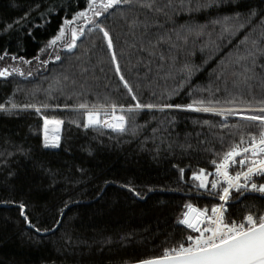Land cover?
Segmentation results:
<instances>
[{
  "label": "trees",
  "instance_id": "1",
  "mask_svg": "<svg viewBox=\"0 0 264 264\" xmlns=\"http://www.w3.org/2000/svg\"><path fill=\"white\" fill-rule=\"evenodd\" d=\"M154 3L167 16L140 7L133 0L127 19L119 12L109 17L106 23L114 38L115 51L125 77L145 103L155 102L162 93L168 95L176 89L184 77L180 71L184 63L197 67L189 84L168 100L187 104L199 96V92L190 95V87L217 83L216 73L231 63L237 45L243 50L240 42L245 32L241 30L230 40L221 37V25L214 21L228 14L227 8L182 12L168 7L169 0H154ZM36 4L41 5L38 11L56 5L57 11L46 17L50 22L38 19ZM85 4L86 0H0V25L22 17L29 9L42 25L31 34L27 28L0 33V53L8 49L27 58L36 56L56 33L65 15L70 17ZM134 20L147 22L148 28L143 23L130 26L129 21ZM156 20L163 27L153 23ZM180 25H191L196 31L203 26V31L197 36L195 31L188 33ZM173 28L187 35V41L177 40L175 32H170L172 40L181 47L170 51L167 42L157 45L158 35ZM160 53L164 54V60L160 59ZM62 56L63 63L53 62L27 81L20 77L0 78V102L19 88L16 99L22 103L35 99L63 105L85 100L101 102L106 98L108 102L134 103L114 72L99 33L94 38L85 37L72 54L62 53ZM171 56L176 60H171ZM6 63L14 62L0 61V67ZM260 64H264V58L258 60V77L251 87L242 83L238 86L249 99L253 96L264 99V76L259 75L264 69ZM57 73H67L70 77L64 81L63 95L56 91L49 98L41 91L35 97L26 96L36 86L47 89ZM218 83L222 90L234 89L230 72ZM45 114L65 121L59 147L43 146V120L34 111L0 114V151L5 152L0 161H7L0 163V264H130L160 254L163 247L173 242L174 235L180 238L173 223L188 198L187 186L178 181L179 173L173 165H191L192 169L210 167L211 150H221V137H226L228 132L219 127V116L190 110L171 109L164 113L143 110L136 117V124L142 127L135 135L131 131L117 135L111 130L101 134L92 128L84 129L70 122L77 117L83 121V114L64 108L49 109ZM205 120L210 123H203ZM236 122V118L228 121ZM153 128L159 129L155 140ZM161 133L165 139L157 155ZM9 151L12 156H7ZM190 171L186 176H190ZM129 182L142 192L147 191L146 186L156 190L139 199L122 187ZM69 199L72 203L64 210L63 224L47 234L27 228L18 206L12 203L23 200L33 223L52 228L60 218L59 210ZM212 202L208 197L199 199L200 206H210ZM247 202L257 207L264 205L258 198H249ZM243 203L234 202L233 211H239Z\"/></svg>",
  "mask_w": 264,
  "mask_h": 264
},
{
  "label": "snow or ice",
  "instance_id": "2",
  "mask_svg": "<svg viewBox=\"0 0 264 264\" xmlns=\"http://www.w3.org/2000/svg\"><path fill=\"white\" fill-rule=\"evenodd\" d=\"M137 3L140 7L167 16V12L157 7L154 0H137ZM133 6V0H86L83 8L73 12L70 17L65 15L56 33L48 39L44 47L39 49L36 56L27 58L9 52L8 49L0 53V61L9 59L14 62L0 67V78L20 77L25 81L34 78L40 75L42 70H46L51 63H63L62 53L72 54L85 37L94 38L95 34L99 33L116 76L134 103H117L114 100L108 102L107 98L101 102L85 100L76 104L66 102L63 105L39 102L35 99L22 103L16 99V93L20 91L17 88L4 102H0V114L11 115L34 111L43 120L41 131L45 148L59 147L60 129L65 123L63 118L45 114L49 109L64 108L73 113H82L83 121L77 117L70 122L84 129H95L101 134L110 129L111 133L117 135L129 131L135 135L137 129L142 127L136 124V117L143 110L161 113L171 109L190 110L219 116L221 118L219 127L228 132L226 137H221V150H211L213 155L208 161L210 167L192 169L191 165L184 167L173 165L179 173L178 181L187 186L188 198L173 223L180 238L176 239L174 235L173 242L163 247L160 254L136 260L134 264H264V205L257 207L255 203L247 202L249 198L264 201V99L257 100L254 96L249 99L239 91L238 87L241 83L251 87V82L258 77V60L264 58V0H178V3L169 0L168 7L182 12L227 8L228 14L218 16L214 21L221 25V37L230 40L241 30L245 32L240 42L244 46L243 50L237 45L234 59L216 73L217 83L210 82L207 87H190L189 94L196 96L199 92V96L187 104H173L168 100L171 95L189 84L193 73L198 70L190 63L181 66L180 71L184 77L179 80L176 89L168 95L162 93L155 102H143L125 77L115 51L114 38L106 22L116 12L127 19V10H131ZM40 8V4L35 5L37 11ZM31 11L32 9H29L22 17L0 25V33L23 31L27 28L28 33L31 34L34 28L41 27L42 25L31 16ZM55 11H57L56 5L45 11H38V19L48 23L50 21L46 17L50 18ZM168 19L170 20L171 17ZM129 23L130 26L143 23L145 29L148 28L147 22L134 20ZM153 23L163 27L159 25L158 20ZM179 28L186 29L188 33L195 31L197 36L203 31V26H199V31L191 25H180ZM170 32H175L177 40L187 41V35H182L176 28L165 29L158 35L157 45L161 41L167 42L171 45L170 51L181 47L172 40ZM253 34H256L255 38ZM148 43L152 44V41L149 40ZM154 53L155 49H153ZM45 56L47 58H44ZM169 58L176 60L175 56ZM160 59H165L163 53H160ZM260 68L264 69V64H260ZM229 72L233 77L232 92H229L227 87L222 90L218 83ZM259 75L264 76V73ZM69 79L67 73H57L49 82L47 89L36 86L31 93H26V96L35 97L41 91L49 98H52L56 91L63 95L64 81ZM72 83L75 81L73 80ZM232 118H236L237 122L228 123ZM203 123L208 124L210 121L205 120ZM152 131L154 134L152 139L155 140L157 138L155 134L159 129L153 128ZM164 139L161 133L160 144L156 145L157 155L164 144ZM181 147L185 146L181 145ZM17 151L24 150L17 148ZM4 155L5 152L0 151V156ZM12 155V152H7V156ZM0 163L7 161L3 160ZM189 170H191L190 176H186ZM122 187L139 199L147 198L156 190L152 186H146L147 191L142 192L131 182L123 184ZM178 190L184 191L183 188ZM205 197L211 198L214 202L210 206H200L199 199ZM241 201H244L241 209L234 212L233 202ZM12 203L18 206L20 216L28 228L33 229L37 234H47L63 224L64 210L69 208L72 201L69 199L64 203L59 210L60 218L55 220L52 228H42L37 223H33L27 212L28 205L23 200Z\"/></svg>",
  "mask_w": 264,
  "mask_h": 264
},
{
  "label": "water",
  "instance_id": "3",
  "mask_svg": "<svg viewBox=\"0 0 264 264\" xmlns=\"http://www.w3.org/2000/svg\"><path fill=\"white\" fill-rule=\"evenodd\" d=\"M130 264H134V263H130Z\"/></svg>",
  "mask_w": 264,
  "mask_h": 264
},
{
  "label": "bare ground",
  "instance_id": "4",
  "mask_svg": "<svg viewBox=\"0 0 264 264\" xmlns=\"http://www.w3.org/2000/svg\"><path fill=\"white\" fill-rule=\"evenodd\" d=\"M234 203V202H233ZM28 228V227H27ZM30 229V228H29Z\"/></svg>",
  "mask_w": 264,
  "mask_h": 264
},
{
  "label": "rangeland",
  "instance_id": "5",
  "mask_svg": "<svg viewBox=\"0 0 264 264\" xmlns=\"http://www.w3.org/2000/svg\"><path fill=\"white\" fill-rule=\"evenodd\" d=\"M61 130V129H60Z\"/></svg>",
  "mask_w": 264,
  "mask_h": 264
}]
</instances>
